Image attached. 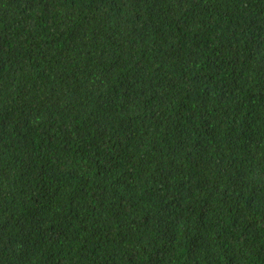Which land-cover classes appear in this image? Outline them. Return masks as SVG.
Returning <instances> with one entry per match:
<instances>
[{
    "label": "trees",
    "instance_id": "16d2710c",
    "mask_svg": "<svg viewBox=\"0 0 264 264\" xmlns=\"http://www.w3.org/2000/svg\"><path fill=\"white\" fill-rule=\"evenodd\" d=\"M0 264H264V0H0Z\"/></svg>",
    "mask_w": 264,
    "mask_h": 264
}]
</instances>
